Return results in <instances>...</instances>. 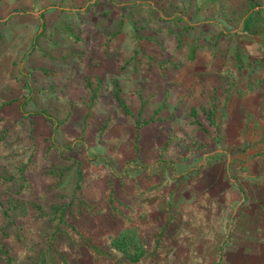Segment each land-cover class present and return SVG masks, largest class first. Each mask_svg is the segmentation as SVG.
<instances>
[{"label":"rangeland","instance_id":"rangeland-1","mask_svg":"<svg viewBox=\"0 0 264 264\" xmlns=\"http://www.w3.org/2000/svg\"><path fill=\"white\" fill-rule=\"evenodd\" d=\"M8 127L0 264H264V0H0ZM125 230L145 256L111 244Z\"/></svg>","mask_w":264,"mask_h":264},{"label":"trees","instance_id":"trees-1","mask_svg":"<svg viewBox=\"0 0 264 264\" xmlns=\"http://www.w3.org/2000/svg\"><path fill=\"white\" fill-rule=\"evenodd\" d=\"M41 19L43 20V24L42 26H45V18L44 16H41ZM182 23H183V29L182 32H186V31H190V30H194L195 25L192 24V22L188 19V18H181ZM191 46L187 52V56L188 58L192 59L194 58L195 55V47H196V39L192 38L191 40ZM38 44V36H36L33 40L32 46H31V51H35L36 46ZM178 47L182 48V40L181 38L179 39L178 42ZM114 87H115V92L114 95L117 98V100L119 101V103L121 104L122 108L125 110V112L132 116L134 118L133 121H135V125L137 127V140L140 137V129H142L145 125H147L148 123H150L151 120H143L141 118V114H142V109L143 106L139 112V116H135L134 113L132 112V110L129 108V105L126 103V101L124 100L122 93H121V88L120 85L118 84L117 81L114 82ZM29 88L31 89V85L29 84ZM30 93L32 94V89L30 90ZM94 99V98H92ZM91 99V103L93 105V100ZM31 100L30 96L28 98V100L25 102L21 103V108H23V111L25 109V105ZM17 100H10V101H3L1 106H5V105H11L14 104ZM26 112H24V115ZM192 114L194 117H196V111L193 110ZM26 118H28V116L23 117V119L25 120ZM198 122V120H196ZM57 129V127H55V130ZM30 138L32 139V136H30ZM3 140H5V146L7 145V147L9 145H12L21 141L22 137L20 136V134H17V130H15L12 127H8V128H4L2 130H0V143L3 142ZM3 145V144H2ZM56 148L58 149L59 152H63V147L61 146H56ZM31 150L32 152L30 153L29 156L26 157V161L21 162V164L18 166V168L16 169V173L19 175L20 177V187L22 188V190H28L30 191L32 189L31 184L29 183L28 180V175L27 172L29 170H31L32 166H33V158H34V153H35V144L32 143L31 145ZM61 171V170H60ZM61 173H64V171H61ZM80 175V174H79ZM77 189L80 188V181L77 183ZM80 204H82V206L84 207H91V205L87 204L83 199H81ZM67 205H63V206H59L58 208H56V210L58 212H60V217H59V221L61 223L65 222V217H64V212L66 211ZM71 228L73 230H75L79 236H81L85 242V244L94 252L97 254L103 253L100 251L99 247L93 243H91L89 241V238L87 236H85L82 232H80L78 230V228L74 225V224H70ZM162 235V234H161ZM161 238L157 239V247L159 246V242H160ZM111 244L117 248H119L121 251L128 253L127 255L131 258V259H139L140 257H143L146 255V248L145 245L143 244V242L141 241V239L139 238V236H137V233H135L132 230H125L123 231L120 235L113 237ZM3 254L6 256V258H8V261L11 262L12 258L8 255L7 251H3Z\"/></svg>","mask_w":264,"mask_h":264},{"label":"crops","instance_id":"crops-1","mask_svg":"<svg viewBox=\"0 0 264 264\" xmlns=\"http://www.w3.org/2000/svg\"><path fill=\"white\" fill-rule=\"evenodd\" d=\"M225 247H226V246H224L223 249H224ZM227 249H228V248H227ZM227 249L225 248L224 250H227ZM224 250H223V251H224Z\"/></svg>","mask_w":264,"mask_h":264}]
</instances>
